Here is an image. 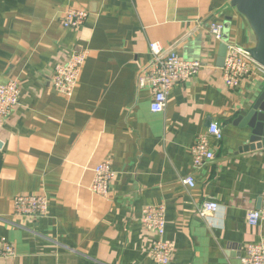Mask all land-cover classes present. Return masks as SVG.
Segmentation results:
<instances>
[{
	"label": "crops",
	"instance_id": "obj_1",
	"mask_svg": "<svg viewBox=\"0 0 264 264\" xmlns=\"http://www.w3.org/2000/svg\"><path fill=\"white\" fill-rule=\"evenodd\" d=\"M88 9L79 30L64 28L68 7ZM226 42L247 46L250 33L227 0H0V84L17 79L20 104L0 131V237L17 251L0 264H159L149 256L154 234L141 223L146 205L166 207L170 264H242L246 247L264 238L247 211L264 191V149L240 151V127L263 91L256 76L226 86L211 23ZM160 41L203 64L175 85L163 112H152L137 79ZM88 50L72 99L52 86L55 66ZM211 123L213 160L193 167L191 148ZM237 123V124H236ZM109 159L117 179L107 196L93 193L94 167ZM193 175L196 185H184ZM21 193H45L49 212L13 214ZM205 201L218 210L201 217Z\"/></svg>",
	"mask_w": 264,
	"mask_h": 264
},
{
	"label": "built area",
	"instance_id": "obj_2",
	"mask_svg": "<svg viewBox=\"0 0 264 264\" xmlns=\"http://www.w3.org/2000/svg\"><path fill=\"white\" fill-rule=\"evenodd\" d=\"M90 16L88 9L68 7L61 17L64 28L79 30ZM224 26L216 22L211 23L210 32L218 41L223 40ZM228 50L225 64L222 67L223 80L230 89L239 87L244 80L256 76L264 81V66L256 62L247 52L246 46L236 42H227ZM152 56L148 66L141 69L138 88H148L152 95L151 111L163 112L168 102L171 89L196 77L203 67L198 60L181 57L174 49L166 48L160 41L149 43ZM88 58V50L77 49L63 63L55 66L51 83L53 88L66 99H72L79 83L82 67ZM21 87L17 79H10L6 84H0V131L8 123L12 113L20 104ZM222 130L218 123H211L205 133H201L193 147V167L201 168L206 162L213 160L215 153L212 139L221 141ZM94 177L90 189L93 193L107 196L111 193V185L117 179L118 173L112 162L105 159L93 169ZM181 182L193 188L196 180L193 175L182 178ZM262 204L259 209L247 211L246 220L252 227L264 224V191L261 195ZM50 200L45 193H21L13 199V214L19 218H39L49 212ZM219 208L215 201H205L198 210L201 217L213 215ZM141 223L154 234V240L149 257L159 264H170L174 248L166 238V207L160 205H146L142 209ZM17 255L15 245L4 237H0V257L12 258ZM242 264H264V238L250 243L246 247Z\"/></svg>",
	"mask_w": 264,
	"mask_h": 264
},
{
	"label": "water",
	"instance_id": "obj_3",
	"mask_svg": "<svg viewBox=\"0 0 264 264\" xmlns=\"http://www.w3.org/2000/svg\"><path fill=\"white\" fill-rule=\"evenodd\" d=\"M230 10L242 18L250 33V43L246 46L248 54L264 66V0H227ZM227 42L220 45L217 65L222 68L227 55ZM237 124V123H236ZM249 128L250 134L240 151L264 149V89L252 101L246 115L239 123Z\"/></svg>",
	"mask_w": 264,
	"mask_h": 264
},
{
	"label": "rangeland",
	"instance_id": "obj_4",
	"mask_svg": "<svg viewBox=\"0 0 264 264\" xmlns=\"http://www.w3.org/2000/svg\"><path fill=\"white\" fill-rule=\"evenodd\" d=\"M227 35H229V34H227V32H226V33L224 32V34H223V38H228Z\"/></svg>",
	"mask_w": 264,
	"mask_h": 264
}]
</instances>
